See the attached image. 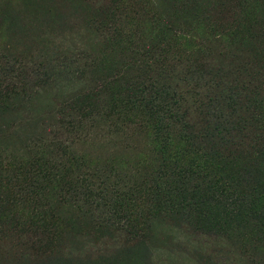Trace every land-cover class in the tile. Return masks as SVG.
Masks as SVG:
<instances>
[{
  "label": "rangeland",
  "instance_id": "1",
  "mask_svg": "<svg viewBox=\"0 0 264 264\" xmlns=\"http://www.w3.org/2000/svg\"><path fill=\"white\" fill-rule=\"evenodd\" d=\"M186 1L0 0V264H236L141 193L148 238L126 242L95 195L98 173L139 185L126 163L156 160L154 122L122 90L154 57L264 72V0Z\"/></svg>",
  "mask_w": 264,
  "mask_h": 264
},
{
  "label": "trees",
  "instance_id": "2",
  "mask_svg": "<svg viewBox=\"0 0 264 264\" xmlns=\"http://www.w3.org/2000/svg\"><path fill=\"white\" fill-rule=\"evenodd\" d=\"M154 58L157 72L122 90L124 103L146 106L154 122L156 160L126 163L139 185L128 173H98L95 195L106 205L108 190L106 214L126 242L148 238L134 204L141 193L152 218H175L236 264H264V72L240 80L217 65L191 64L195 57L171 68Z\"/></svg>",
  "mask_w": 264,
  "mask_h": 264
}]
</instances>
